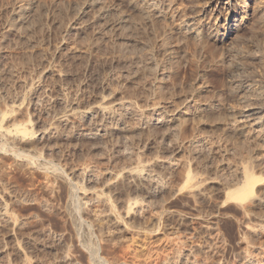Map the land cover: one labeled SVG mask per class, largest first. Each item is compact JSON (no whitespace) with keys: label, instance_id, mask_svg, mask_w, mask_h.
Segmentation results:
<instances>
[{"label":"rangeland","instance_id":"obj_1","mask_svg":"<svg viewBox=\"0 0 264 264\" xmlns=\"http://www.w3.org/2000/svg\"><path fill=\"white\" fill-rule=\"evenodd\" d=\"M22 1L30 6L19 22L14 12ZM87 1L0 0V110L15 107L19 119L36 128L27 151L39 152L36 161L42 163L35 167L17 161L13 151L0 149V214L6 208L17 222L4 226L0 220V264H68L63 262L65 255L88 264L77 243L85 237L68 222L71 193L83 203L85 218L95 223L87 239L108 245L107 258L115 253L117 260L136 264H159L165 259L186 264L181 263L185 258L192 264H245L248 256L262 261L264 183L255 187L257 202L254 197L237 200L229 193L242 185L244 168L264 177V146L230 132L236 117L229 112L249 111L244 105L253 107L256 94L264 100V0H250L243 10L235 4L239 15L228 32L227 0H162L166 18L159 20L141 17L121 0H105L110 9L117 6L130 19L131 25L123 31L114 23V15L109 19L113 22L97 26L86 9ZM189 19H198L199 41L178 30ZM244 95L247 104L242 102ZM117 102H133L140 118L150 117L153 109L164 110L169 119L188 107L211 111L200 119H192L189 111L187 120L173 123L172 128L145 126L143 131L138 130L144 126L137 115L115 122L104 114L107 119L101 120L113 132L100 142L53 143V148L34 143L45 128L58 126L65 134L82 137L100 117L92 114L91 121L78 122L74 112L114 107ZM262 104L253 119L264 115ZM123 126L132 134L120 133ZM0 136L1 148L5 137ZM195 142L202 146L193 148ZM47 160L64 170L68 189L50 181L54 175L43 170ZM130 166L142 167L146 177L161 179L162 187L156 190L143 182H127V188L114 185ZM86 167L98 168L103 181L88 176L75 181L73 172ZM110 175L113 180H108ZM93 192L104 202L90 199ZM81 193L89 196L90 203ZM135 200L143 210L140 215H126L128 202ZM108 209L121 217V223L107 218ZM21 223L26 226L23 232L18 229ZM254 227L261 234L253 241L247 230Z\"/></svg>","mask_w":264,"mask_h":264},{"label":"bare ground","instance_id":"obj_2","mask_svg":"<svg viewBox=\"0 0 264 264\" xmlns=\"http://www.w3.org/2000/svg\"><path fill=\"white\" fill-rule=\"evenodd\" d=\"M123 3L127 4V6L134 12H137L141 17H147L149 18L150 15L152 17H156L158 20L159 19H163V18H166V14H165V11H164V2L162 0H121ZM235 1V3H234ZM249 1L250 0H227L225 4L229 5V9L231 8V10L229 11L228 13V16H227V23H229V26L227 27L228 29L226 30L228 32L229 28L230 27H235V23H237L236 21V17L239 15V11H237V9L239 8V10H243V9H247L248 5H249ZM30 2L27 1V2H20L19 3V6L17 8V11L14 12L15 13V16L18 18L19 22L23 21V18L28 10V7L30 6L29 4ZM237 5L238 8L237 9H234V5ZM166 6V5H165ZM111 7V6H110ZM115 7V5H114ZM117 7V6H116ZM114 8L113 10L110 9L105 0H88L86 2V9L89 10V12L93 13V20H94V23H96V25L98 26L99 24L101 25L102 22H106L107 20H109L110 18L113 17V15L115 16V21L114 23L117 24L120 28H122V31H123V28H126L127 26L131 25V21L130 19L127 17V15L125 16L121 11V9L119 10V8ZM119 7V6H118ZM228 9V10H229ZM203 16V15H202ZM14 17V16H13ZM151 17V18H152ZM198 17V16H197ZM146 18V19H147ZM200 18V17H198ZM113 19V20H114ZM142 19V18H141ZM145 19V18H144ZM143 19V20H144ZM204 19V18H203ZM112 20V19H111ZM109 20V22L111 21ZM112 20V22H113ZM150 20V19H149ZM148 20V21H149ZM198 20V19H197ZM197 20H190L188 22H185L184 23V26H181L179 25V32L183 35H191L193 36L194 38L193 39H198L200 38V36H202V28L201 26H196V25H199L196 24V21ZM202 20V19H200ZM199 20V21H200ZM25 21V20H24ZM151 21V20H150ZM232 23V24H231ZM105 24V23H104ZM95 25V26H96ZM96 26V27H97ZM98 28V27H97ZM11 29V28H10ZM232 29V28H231ZM127 32V31H126ZM9 33V31H8ZM129 34V33H128ZM127 34V35H128ZM130 35V34H129ZM217 37V36H216ZM201 39V38H200ZM198 39V41L200 40ZM133 63V62H132ZM125 64V63H124ZM239 64L235 65V68H239ZM143 73V72H142ZM130 77V76H129ZM128 78V77H127ZM159 84V83H158ZM161 84V83H160ZM158 88V87H156ZM160 88V87H159ZM158 88V89H159ZM243 89V88H242ZM247 89V88H246ZM245 89V91H246ZM237 90V89H236ZM250 89L248 88L246 92H248ZM253 90V89H252ZM250 90V92L252 91ZM162 92V90H160ZM254 91V90H253ZM159 92V90H158ZM255 92V91H254ZM252 93V92H251ZM256 93V92H255ZM162 94V93H161ZM250 94V93H249ZM248 95V94H246ZM256 95H259V97H257V102L255 104H253L251 107V105L247 104L249 99L247 96L244 95V97H241L242 99V102L244 104H247V105H244L245 108H250L249 111H244L243 109L242 110H239V111H231L229 112L231 116H234L236 117L235 121L233 122L232 124V128L230 129V132H233L234 134L236 133V135L238 134L239 136H242L244 139L246 138L247 140L249 139H252V140H257L259 142H262L264 144V115L260 117H258L257 119H253L252 116H255L256 111L259 107H261L264 103L263 101V96H261L262 94H256ZM163 96V95H162ZM261 99V100H260ZM19 103V102H18ZM116 103V102H115ZM108 104V103H107ZM111 104V103H109ZM134 103H129V102H120L118 103L117 102V105H115L114 107L110 106V107H101V106H94L95 108H93L92 110H90L89 112H82V113H78V112H74V119L76 120H79L78 122H84V121H88L91 119V117L89 115H96V116H99L100 117V121L98 123H96L97 121L96 120H93L95 121V125H90L88 126L89 129H85V131H83V133L81 134L82 137H78L72 133H64L63 132V129L58 126V127H55L51 130L45 128L44 131L41 133L42 134V137L40 138V141L38 142H34L36 144L39 143V146H40V142H44V144H53L55 145V143H61V142H72L73 141H81V140H88V141H91V142H95V141H98L99 142L101 141V139H104L106 136H108L110 133L113 132V130L108 126V123L106 122V120H104V114L108 115V117L114 119L113 121H123L124 118L127 116V115H134L138 117V110L136 108V106L133 105ZM114 105V104H113ZM160 105V104H158ZM18 106V105H17ZM16 106V107H17ZM4 107V106H3ZM6 107V106H5ZM4 107V108H5ZM19 107V106H18ZM17 107V108H18ZM75 107V106H74ZM155 107V106H154ZM2 108V107H0ZM3 108V110H4ZM157 108V107H156ZM187 108V107H186ZM193 111L190 109V107H188L187 109H185L184 111H180L178 112L177 116L175 115L174 117H167V113L164 112V110L162 111V109H153L152 111V115L150 117H147V118H144L143 117H138L140 122L142 123L141 125H143L144 127H140V129L138 130H145V126L149 127V126H162V125H166V127H171V125L173 123H183L187 120L188 118V112L191 111V118H195V119H200V118H203L205 115L207 116L208 114V111H211V108L210 107H206V108H201V107H198V106H194L192 107ZM244 108V109H245ZM19 109V108H18ZM0 110V134L4 135L5 137V143L1 146V150L3 151H6L8 153V151H13V155H14V158L17 160V161H24V162H27V164H33L34 166L37 164L38 166H41L42 163H37L36 160H38L41 155L39 152H34L33 153H29L27 150H30V149H27L28 146H30L31 142H29V139H33L32 136L34 135V128H33V125H31L28 121H21L19 119V117L17 116L16 111H18L15 107H11V109H8V110ZM70 110V109H69ZM72 110V109H71ZM75 110V108L73 109ZM256 110V111H255ZM23 111V110H22ZM87 111V110H86ZM255 111V113L253 112ZM170 112V111H169ZM73 113V112H72ZM190 113V112H189ZM213 113V112H211ZM249 113V114H247ZM251 113V114H250ZM261 113V112H260ZM20 114V113H19ZM18 114V115H19ZM71 114V113H70ZM228 114V113H227ZM92 115V116H93ZM140 115V116H141ZM258 115V116H259ZM22 116H25V115H22ZM21 116V117H22ZM96 116H94L95 118H97ZM26 117V116H25ZM101 117L102 120H101ZM106 117V116H105ZM27 118V117H26ZM90 118V119H89ZM129 118H132V117H129ZM22 119H25V118H22ZM70 119V118H69ZM73 119V120H74ZM107 119V117H106ZM26 120V119H25ZM28 120V119H27ZM99 120V119H98ZM110 120V119H109ZM136 120V119H135ZM32 121V120H31ZM63 121V120H62ZM60 121V123L62 122ZM67 121V120H66ZM64 121V122H66ZM91 121V120H90ZM115 121V122H116ZM137 121V120H136ZM77 122V121H76ZM73 123V122H72ZM94 123V122H93ZM68 124V123H67ZM92 124V123H91ZM119 124V123H118ZM65 125V124H63ZM115 125V124H114ZM174 126V125H173ZM45 127V126H44ZM67 126L65 125V128ZM69 127V125H68ZM67 127V128H68ZM124 127V126H123ZM169 127V128H170ZM50 128V127H49ZM66 128V129H67ZM172 128V127H171ZM175 128V126L173 127ZM36 129V128H35ZM43 129V128H42ZM147 130V129H146ZM166 130V129H164ZM65 131V130H64ZM66 132H69L66 130ZM82 132V131H81ZM116 132V131H115ZM118 132V131H117ZM123 132L124 134H128L131 132L132 134V129L130 128H123L121 129L120 128V133ZM177 132V131H176ZM229 133V132H228ZM232 133V134H233ZM172 135V134H171ZM175 137V136H174ZM0 138H2V136H0ZM39 138V137H38ZM248 140V141H249ZM251 141V140H250ZM256 141V142H257ZM3 142V141H2ZM33 143V144H34ZM96 143V142H95ZM262 144V146H264ZM1 145V144H0ZM53 145L50 146L51 148H53ZM176 145V144H175ZM191 145V144H190ZM206 145V144H205ZM260 145V144H258ZM19 146H23L25 148V150H21ZM43 146V144L41 145ZM199 146H202V143L201 142H195L192 144V147L193 148H198ZM22 147V149H23ZM167 147V146H166ZM208 147V146H207ZM30 148V147H28ZM37 148H39L37 146ZM47 148V147H46ZM49 149V148H48ZM205 149V148H204ZM207 149V148H206ZM40 150V149H39ZM52 150V149H51ZM54 150V149H53ZM49 152V151H48ZM6 153V154H7ZM47 154V153H46ZM48 154H51V153H48ZM259 155V154H258ZM44 156V155H43ZM129 155L125 156V157H128ZM132 156V155H131ZM13 158V159H14ZM44 160V159H43ZM42 160V161H43ZM45 161V160H44ZM23 162V163H24ZM35 162V163H34ZM20 163V162H18ZM17 165H21L18 164ZM137 163V162H136ZM157 164V163H156ZM24 165V164H23ZM158 165L160 166V164L158 163ZM28 166V165H27ZM91 165H89L90 167ZM172 166V165H171ZM19 167V166H18ZM37 167V166H35ZM163 167V166H162ZM167 167V165L165 166ZM164 167V168H165ZM249 167V166H248ZM32 169V167H29ZM41 168V167H40ZM93 168V167H91ZM91 168H84L82 170H77L75 172H73V178L74 180H80V182L82 181L81 179H83L84 177L88 176V177H92L93 178V181L94 182H100L102 180V178L99 176V173L96 171V170H93ZM169 169V168H168ZM243 169V167H242ZM40 170V169H39ZM38 170V171H39ZM43 170H45L46 172L50 171L53 175V180L50 176V181L51 182H58L60 184V186H63L62 189L65 187L67 188V184H66V178L64 179V170L60 167V165L56 164L55 162L53 161H49L47 160L46 163L43 164ZM42 170V171H43ZM121 170V169H120ZM119 170V171H120ZM143 168L142 167H137V168H132L131 166L128 168L125 169L123 175L119 178V180H117L116 184L114 185H117V186H121V187H124L125 184H126V188L128 187L127 185L130 186V184H133V185H136V183H145V184H149V186L151 188H156V190H159L162 186L161 182H159L158 180H156L155 178H149V177H146V175L144 176L143 175ZM241 170V169H240ZM37 171V170H36ZM47 172V174H48ZM123 172V171H122ZM50 174V173H49ZM106 174V173H105ZM110 174V173H109ZM114 175V174H113ZM243 175V176H242ZM242 176L244 181L242 183L241 186H238L236 189L230 191L229 195L234 198V199H237V200H246L250 197H254V194H255V187L256 185L259 183L260 184H263L264 183V177H256L255 175H252V173H250L249 171H247L245 168L243 170V173H242ZM235 176V175H234ZM111 177V178H110ZM113 177L110 175L108 176V180L112 179ZM104 181H105V178H103ZM114 179V178H113ZM112 179V180H113ZM158 179V178H157ZM87 180V179H86ZM89 180V178H88ZM90 181V180H89ZM92 181V180H91ZM103 181V180H102ZM237 181V179H236ZM130 184H128V183ZM72 183H73V180H72ZM102 183V182H101ZM106 182H104L103 184H105ZM115 183V182H114ZM144 184V185H145ZM76 185V184H75ZM111 185V184H110ZM140 185V184H139ZM77 186V185H76ZM83 186V185H82ZM194 186V185H193ZM261 186V185H260ZM264 186V184H263ZM86 187V186H84ZM120 187V188H121ZM135 187V186H134ZM134 187H131V188H134ZM164 187V186H163ZM70 188V187H69ZM117 188V187H116ZM115 188V189H116ZM259 188V187H258ZM261 188V187H260ZM264 188V187H263ZM68 189V188H67ZM74 189V188H73ZM79 189V188H78ZM112 189V188H111ZM114 189V190H115ZM105 190V189H104ZM119 190V189H118ZM155 190V192H153L151 195H155V193H157V191ZM260 190V189H259ZM69 191V190H68ZM93 191V190H91ZM109 191V190H108ZM113 191V190H111ZM122 191V189H121ZM124 191V190H123ZM132 191V190H131ZM134 191V189H133ZM161 191V190H160ZM159 191V192H160ZM71 192V191H70ZM69 192V193H70ZM78 192V190H77ZM84 192V191H83ZM82 192V193H83ZM146 192V191H145ZM81 193V194H82ZM98 193L100 194V192L98 191ZM65 194V193H64ZM99 194H96V192H93L90 196V199L91 198H94L93 200H97L96 203H101V202H104L98 195ZM264 194V193H263ZM83 195V194H82ZM107 195V194H106ZM71 196V202H67L68 206H67V210H66V213H67V216L69 217L68 219V222H70V226L72 227L71 229L73 230H78L79 232H81V235L82 237H85V239H81L79 238V241L77 242L78 243V248L81 249L84 253H85V256H86V259H87V263L88 264H136L135 262H133L132 260L130 261L129 259L127 260H120L122 258H120L119 260H117L116 256L118 254H116L115 256L113 254H109L108 257L110 258H107V253H105L107 246L108 245H103V243H94L92 240H88L87 239V236L89 237L90 234H91V230L93 229L92 227L95 226V223L93 221H90L88 220L87 218H85V216L83 215V203H81V201L79 200V196L75 193H71L70 194ZM84 198H86L87 202H89V196H87L86 194L83 195ZM82 196V197H83ZM261 196V195H260ZM83 198V199H84ZM133 198V197H131ZM135 199V198H134ZM255 199V202H257L259 199H257V197H254ZM92 200V201H93ZM105 200V199H104ZM107 200V199H106ZM252 200V199H251ZM257 200V201H256ZM69 201V200H68ZM84 201V200H83ZM91 201V200H90ZM111 201V200H110ZM254 202V201H253ZM90 203V202H89ZM126 203V202H125ZM263 207H264V201H261ZM85 204V203H84ZM94 204V203H92ZM257 204V203H256ZM126 205V204H125ZM142 204H140L137 200L135 201H129L127 206H126V215H129L130 213H133L135 215L139 214L142 210H143V207L141 206ZM105 206V205H104ZM260 206V205H259ZM125 208V207H124ZM245 208V207H244ZM6 209V208H5ZM4 210V212H2L0 214V220L3 222L2 224L5 225H15L17 222H16V219L14 217H12V215L10 216L9 214H7V209ZM102 209V208H101ZM250 209V208H249ZM101 211V210H100ZM107 212V210H105ZM117 211V210H116ZM120 211V210H119ZM125 211V210H124ZM123 213V211H122ZM144 213V212H143ZM102 214V213H101ZM104 214V213H103ZM142 214V213H141ZM117 214H115V211L112 209H108V212H107V218L110 219V220H113L115 221L117 224L121 223L119 222L118 220V217L116 216ZM124 215V214H123ZM132 215V214H131ZM130 215V216H131ZM140 215V214H139ZM138 215V216H139ZM66 216V217H67ZM122 216V215H120ZM134 216V215H133ZM140 217V216H139ZM259 217V216H258ZM121 218V217H119ZM128 218V217H127ZM130 218V217H129ZM135 217H133V219H135ZM126 219V218H125ZM18 220V219H17ZM155 222V220H153ZM20 222V221H19ZM264 223V222H263ZM25 224V223H24ZM23 223L19 224V228L20 231L22 229H24V227H26ZM1 226V225H0ZM69 226V227H70ZM117 226V225H116ZM119 226V225H118ZM120 226H123V225H120ZM252 226V225H251ZM262 226V225H260ZM7 227H10V226H7ZM6 227V228H7ZM12 227V226H11ZM14 227V226H13ZM100 227V226H99ZM98 227V228H99ZM264 227V226H263ZM262 227V228H263ZM120 228V227H118ZM149 228V227H148ZM246 228V227H245ZM4 229V228H3ZM152 229V228H151ZM123 230V228H122ZM24 230H22L21 232H23ZM26 231V230H25ZM126 231V230H125ZM263 231V230H262ZM261 231V232H262ZM93 232V231H92ZM25 233V232H24ZM37 233V232H36ZM42 233V232H41ZM83 233V235H82ZM136 233V232H135ZM144 233V232H143ZM142 233V234H143ZM247 233L249 234V236L251 237V240L253 239L254 241V238H256L258 235H260V231L255 229L254 228H249L247 230ZM246 233V234H247ZM260 233V234H259ZM78 234V233H77ZM101 234V233H100ZM140 234V235H138ZM137 235L139 237H141V233H138ZM63 235V234H62ZM146 235V234H144ZM143 236V235H142ZM148 236V235H147ZM149 237V236H148ZM253 237V238H252ZM78 238V237H77ZM110 238V237H109ZM68 240V239H67ZM86 240V241H85ZM100 240V239H99ZM103 240V239H102ZM111 240H113L111 238ZM109 241V240H108ZM175 241V240H174ZM64 242V241H63ZM258 242V241H256ZM242 244V242H241ZM66 247V246H65ZM71 248V247H70ZM109 248V247H108ZM110 249V248H109ZM108 249V250H109ZM179 249V248H178ZM258 249V248H257ZM79 250V251H81ZM111 250V249H110ZM113 250V249H112ZM1 251V249H0ZM115 251V249H114ZM120 251V250H119ZM123 252V250H121ZM135 251V250H134ZM108 253H110L109 251H106ZM131 252V251H130ZM104 254H107V255H104ZM84 255V254H83ZM113 255V257H112ZM125 257L126 254H124ZM263 255V260L261 261H258L256 259H250V257H246L247 260L245 262V264H264V251L262 253ZM120 256V255H119ZM64 260L63 262L64 263H68V264H80L75 258H72V257H69V256H63ZM125 257L123 259H125ZM0 258H1V253H0ZM22 258V257H21ZM250 259V260H249ZM26 260V259H25ZM187 258H185L184 261H182L181 263H188V264H192L190 263L189 260H187ZM153 261V260H152ZM154 261H155V258H154ZM159 264H174L170 259L167 260L165 259L164 260H159ZM21 264H29L28 261H24L22 262Z\"/></svg>","mask_w":264,"mask_h":264}]
</instances>
